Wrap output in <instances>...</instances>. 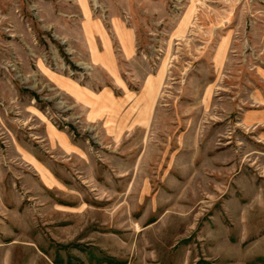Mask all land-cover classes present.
<instances>
[{
  "label": "rangeland",
  "instance_id": "374dc122",
  "mask_svg": "<svg viewBox=\"0 0 264 264\" xmlns=\"http://www.w3.org/2000/svg\"><path fill=\"white\" fill-rule=\"evenodd\" d=\"M0 264H264V0H0Z\"/></svg>",
  "mask_w": 264,
  "mask_h": 264
},
{
  "label": "crops",
  "instance_id": "0c3cea01",
  "mask_svg": "<svg viewBox=\"0 0 264 264\" xmlns=\"http://www.w3.org/2000/svg\"><path fill=\"white\" fill-rule=\"evenodd\" d=\"M70 88L75 90V91H77V92H79L78 89L74 88L72 85L70 86ZM149 88H151V87H149ZM78 94H80V93H78Z\"/></svg>",
  "mask_w": 264,
  "mask_h": 264
}]
</instances>
